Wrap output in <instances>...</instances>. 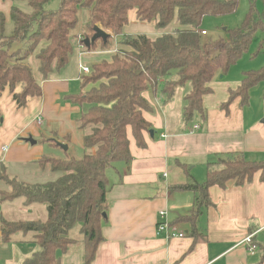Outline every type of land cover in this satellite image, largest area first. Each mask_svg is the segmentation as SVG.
Returning <instances> with one entry per match:
<instances>
[{
	"label": "trees",
	"instance_id": "16d2710c",
	"mask_svg": "<svg viewBox=\"0 0 264 264\" xmlns=\"http://www.w3.org/2000/svg\"><path fill=\"white\" fill-rule=\"evenodd\" d=\"M26 1L32 13H25L13 6L10 19L14 29L6 35V18L0 14V98L8 89L16 106L21 109L31 98L42 96L41 84L34 77L26 62L41 42L47 45L36 55L40 62L39 72L46 80L54 71L65 68L73 53L72 38H92L95 27L112 32L107 41L96 40L85 51L98 49L110 51L112 37L122 36L121 44L129 50H117L112 61L93 65L91 74L82 78L81 91L70 94L67 99L74 105L84 107L78 120L79 128L86 130L83 144L86 153L82 159L60 160L43 157L37 163L40 168H50L61 176L52 182L30 184L22 182L0 169V181L10 191H0V202L24 198L27 205L41 203L47 206L45 221H7L2 219L1 240L8 243L18 232L35 233L34 242L40 250L25 259L23 264H61L57 252H67L76 241L69 233L78 224L83 236V264H92L103 240L102 222L108 209L107 194L110 188L108 172L119 163L132 160L128 130L139 148L147 143L144 133L152 130L144 117L151 106L144 93L161 92L173 97L177 88L190 84L183 109V121L193 122L199 114L205 119L203 98L212 92L210 84L219 73H228L249 52L254 36L264 33V0L262 10L256 0H249V8L242 24L228 30V40H217L203 47L200 26L206 17H221L237 12L240 0H61L58 10L47 11L44 6L50 0ZM82 10L88 13L86 30H73L79 24ZM135 10L141 22H154L158 29H165L174 20L179 28L155 40L146 35H123L129 23V13ZM206 32V31H205ZM15 44L20 48L13 51ZM218 53L211 56L208 48ZM261 51V46L256 52ZM175 72V78H172ZM264 83V67L243 73L241 84L230 90L229 105L237 98L241 106L250 103L251 91ZM90 89L83 91L86 87ZM93 150V151H92ZM90 151V152H89ZM256 174L264 182V161H248L242 154H222L207 164L206 180L189 182L174 189L194 193V207L188 216L178 221L188 222L196 231V220L204 207L212 202L209 189L214 186L225 189L228 182L236 186L252 183Z\"/></svg>",
	"mask_w": 264,
	"mask_h": 264
},
{
	"label": "crops",
	"instance_id": "0c3cea01",
	"mask_svg": "<svg viewBox=\"0 0 264 264\" xmlns=\"http://www.w3.org/2000/svg\"><path fill=\"white\" fill-rule=\"evenodd\" d=\"M14 2L0 0V14L5 16L7 25L11 22ZM177 28L179 24L175 22L154 37H147L155 40ZM108 33L112 35L111 31ZM112 39H117V49L94 51L89 55H105L107 61H112L116 51L122 48V36ZM20 46L15 44L12 50ZM78 57V72L72 73L68 64L46 80L41 76L42 96L29 99L27 109L16 106L8 89L0 98V110L4 115L0 129V169L4 167L11 177L37 184L41 182V175L50 170L49 167L40 168L37 163L48 157L45 146H39L37 141L34 144L18 141V138L28 136L30 125L38 124L39 118H42V124L37 129H44L43 135L49 143H55L52 138H60L68 149L70 145H76L86 153L83 144L86 130L80 129L78 123L84 107L67 99L70 94L81 91L84 76H81L80 66H86V60L81 51ZM88 61L94 64L93 60ZM229 71L219 73L210 84L212 92L203 98L207 121L199 129H189L182 123L184 98L189 88H177L170 99L162 94V83L156 92L149 89L144 93L152 108L144 112V117L154 134L151 137L145 132L147 146L139 148L132 130H128L132 160L129 164H117L108 174L110 188L106 218L102 222L103 240L92 264H264V182L260 181V174L255 175L252 183L243 186L228 182L225 189L211 187L212 204L203 208L196 220L195 232L190 223L178 221L181 216L190 215L194 193L174 188L188 183L190 177L203 184L207 164L213 162L214 156L238 153L244 158L249 155L259 158L254 160L261 158L260 161H264V125L254 114H248L250 103L242 107L237 98L228 109L223 107L230 90L241 84L246 72L242 71L241 79L230 80ZM75 86L80 90L74 91ZM86 88L83 91L89 90L90 86ZM261 116H264V105ZM184 160H190V163H182ZM14 164L20 165V169L13 170ZM189 165H192L190 170L187 169ZM197 170L201 177L193 176ZM10 190L0 181V191ZM162 211L166 212L165 219L172 228L184 233L185 237L168 239L165 234L158 233ZM47 215L45 204L27 205L24 198L0 202V264H23L40 250L34 242L35 233L18 232L12 235L10 242H2L1 220L45 221ZM80 230L78 224L69 233L76 241L75 245L65 253L57 252L61 264H83L84 245ZM249 236H252L254 250L245 241Z\"/></svg>",
	"mask_w": 264,
	"mask_h": 264
},
{
	"label": "rangeland",
	"instance_id": "374dc122",
	"mask_svg": "<svg viewBox=\"0 0 264 264\" xmlns=\"http://www.w3.org/2000/svg\"><path fill=\"white\" fill-rule=\"evenodd\" d=\"M257 1V7L259 10H262V1L261 0H256ZM15 6L18 7L20 10H22L25 13H32V8L28 5L26 1H15ZM61 0H50L45 6L44 9L47 11H54L58 10L60 7ZM249 8V0H240L239 2V7L236 13L231 14V15H226V16H221V17H206L201 26H200V31L204 30L206 31L207 35H201V40L203 47L206 49L205 45L211 44L217 40L223 39V40H228V30L229 29H235L239 27L244 18L245 15L248 11ZM129 23L124 27L123 30V35H146V36H152L154 37L156 34L160 32L161 29H158L155 25L154 22L152 23H147V22H141L137 19L135 15V10H132L129 13ZM177 22L176 20L172 22V24H175ZM88 24V13L86 10H82L79 14V24L78 26L73 30L72 34L76 36L78 32H81L83 30L87 31L85 28ZM14 26L13 23L10 22L8 25L6 24L5 27V33L6 35H11L13 32ZM160 35V34H159ZM80 39H85L84 37L79 38ZM79 42L78 38L73 37L72 38V44H73V53L70 56V61H69V70L72 71V73L78 72L77 66L79 62V57H78V52L81 51L84 53V59L86 60L85 64L88 66L91 70L93 68V65L99 64L103 61H107V58H105V55H89L91 52L93 53L94 51L88 52L85 51L84 48H81V44L79 47ZM47 45L46 41L41 42V44L38 46V48L35 50V52L28 57L27 64L30 65V67L33 70L34 77L37 79L39 83H41V74L39 72V66L40 62L37 59L36 55L37 53L44 48ZM122 45V44H121ZM119 46L117 39H113L111 41V49L115 50ZM259 46H261V51L256 54V52L259 50ZM125 47V46H124ZM122 45V48H119L118 50H127L125 49ZM129 50V49H128ZM211 56H215L218 51L213 48L209 47L208 48ZM96 51H102L100 49ZM104 56V57H103ZM88 60H93L94 64H91ZM95 61H99L96 63ZM264 67V33L262 31H258L256 35L254 36V39L252 41V44L250 46L249 52L246 53L236 65L230 68L229 71V76L230 80H238V78L241 77L242 71H251V70H258L260 68ZM82 76V75H81ZM172 78H175V73L173 72V75L171 76ZM241 79V78H240ZM215 82V81H214ZM264 83H261L258 85L254 90L251 92L250 96V106L248 107L249 113L248 114H254V116L258 119L260 123L264 125L262 122L264 120V116L262 115L263 112V105H264ZM79 86H75L74 91H79L80 88ZM186 88L191 89L190 84H187L186 86L183 87V90H186ZM87 89V88H86ZM151 92V90H150ZM84 108L87 109V105H84ZM27 109V107L22 108V110ZM207 115V112H206ZM261 117V118H259ZM3 118L4 115L1 113L0 110V129L3 127L1 126L3 124ZM207 121V116L205 119H202L199 115H196V118L193 122L190 124H186L183 119L182 123L184 127H189V129L193 128L194 125L200 126L206 124ZM41 125H36L31 124L30 128L32 132H29V129L27 130L28 136L26 137H20L18 138V141L24 142L28 138H32L33 141H37L38 145H43L46 147V156L50 158H55V159H60V160H67L69 158H75V159H82L85 155V152H83V149H79L76 145H70L69 149L65 150L64 148H61L58 144L61 143L60 138H52L55 143H49L48 140H45L46 138L44 137V129L41 128L40 130L37 129V127H40ZM201 128V127H200ZM204 128H202L203 131ZM152 131V130H151ZM150 131V132H151ZM156 132V131H155ZM151 136V134H150ZM46 137H49L48 135ZM152 137V136H151ZM66 145V144H64ZM220 156V155H218ZM218 156H214L215 159L212 161H215ZM245 158L248 161H260V160H254V159H259V158H250L249 155L246 156ZM190 160H184L182 163H190ZM20 165L14 164L12 165L13 170H19ZM192 168V165L188 166L187 169L190 170ZM110 171L108 172V174ZM164 175V174H162ZM193 175V174H192ZM61 176L59 173L55 172H45L44 175H41V182L37 184H44L47 182H52L58 179ZM193 176L201 177L198 174V170L196 171V174ZM109 178V177H108ZM160 179H163L160 177ZM202 181L204 180V177L201 178ZM164 180V179H163ZM204 183V182H203ZM33 184V183H30ZM35 184V183H34Z\"/></svg>",
	"mask_w": 264,
	"mask_h": 264
},
{
	"label": "built area",
	"instance_id": "2783aa9c",
	"mask_svg": "<svg viewBox=\"0 0 264 264\" xmlns=\"http://www.w3.org/2000/svg\"><path fill=\"white\" fill-rule=\"evenodd\" d=\"M202 35H206L207 33L205 31H202L201 32ZM84 39H80V42L83 41ZM82 46V45H81ZM83 47V46H82ZM80 73L81 75L83 76H88L91 74V69L87 66H80ZM38 124L41 125L42 124V118H39L38 119ZM194 129H199V126H194ZM6 150V148L4 149ZM166 212L165 211H162L160 212L159 214V217H160V222L158 223V227H157V230H158V233L159 234H165V237H167L168 239H171V238H183L185 237V234L184 233H181V232H178L176 230H174L171 226V224H169L165 217H166ZM252 236H249L246 238V243L248 245H250V248L251 249H255V246H252Z\"/></svg>",
	"mask_w": 264,
	"mask_h": 264
},
{
	"label": "water",
	"instance_id": "95a60500",
	"mask_svg": "<svg viewBox=\"0 0 264 264\" xmlns=\"http://www.w3.org/2000/svg\"><path fill=\"white\" fill-rule=\"evenodd\" d=\"M95 35L92 38H85L84 44L87 48H89L91 46L92 43H94L96 40L101 39L104 42L107 41L108 37L110 36V34L104 30H102L100 27L96 26L95 27ZM151 136H153L154 132L151 131L150 132ZM26 142H29L31 144H34L35 141L32 140V138H28L25 140ZM61 148H64L65 150L68 149L67 145H64L62 143L58 144ZM104 217L106 218V214H104Z\"/></svg>",
	"mask_w": 264,
	"mask_h": 264
}]
</instances>
